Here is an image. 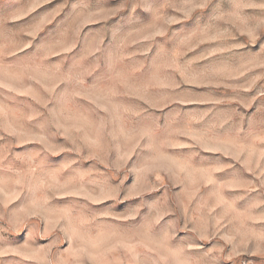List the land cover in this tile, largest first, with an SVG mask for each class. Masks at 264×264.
<instances>
[{
  "label": "rangeland",
  "instance_id": "1",
  "mask_svg": "<svg viewBox=\"0 0 264 264\" xmlns=\"http://www.w3.org/2000/svg\"><path fill=\"white\" fill-rule=\"evenodd\" d=\"M0 264H264V0H0Z\"/></svg>",
  "mask_w": 264,
  "mask_h": 264
}]
</instances>
